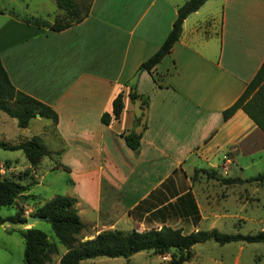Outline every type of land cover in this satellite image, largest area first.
Listing matches in <instances>:
<instances>
[{
    "label": "crops",
    "instance_id": "0c3cea01",
    "mask_svg": "<svg viewBox=\"0 0 264 264\" xmlns=\"http://www.w3.org/2000/svg\"><path fill=\"white\" fill-rule=\"evenodd\" d=\"M35 1L0 3V54L16 89L51 107L58 122L37 117L16 129L17 120L4 116L18 137L10 142L3 132L2 141L40 137L60 153L51 167L70 169L67 196L77 199L87 240L120 227L190 234L220 231L231 218L254 222L247 216L264 207V181L250 186L256 181L247 180L263 174L245 173L264 161V132L242 110L227 122L223 113L264 63V0H208L184 21L180 40L151 72L141 65L163 45L189 0H74L90 11L59 32L27 22L52 25L64 16L57 3L54 9ZM134 91L149 99L145 110L142 99H130ZM121 93L120 120L104 125ZM130 130L142 136L138 153L122 137ZM25 162L5 160L0 176L30 186L32 214L55 196L37 201L32 187L41 184H35L40 165ZM230 178L242 182L224 184ZM214 182L223 194L218 205L211 200Z\"/></svg>",
    "mask_w": 264,
    "mask_h": 264
},
{
    "label": "trees",
    "instance_id": "16d2710c",
    "mask_svg": "<svg viewBox=\"0 0 264 264\" xmlns=\"http://www.w3.org/2000/svg\"><path fill=\"white\" fill-rule=\"evenodd\" d=\"M64 16L58 18L50 25L37 18L27 20L28 23L37 26L48 27L50 30L59 32L68 28L74 22H81L89 13L90 5L82 6L74 0H54ZM208 0H189L178 11V16L173 27L160 49L146 62L140 70L151 72L163 59L168 56L176 43L182 36L184 21L193 13L197 12ZM84 3H90L84 1ZM130 99L135 101L143 100V109L149 104V99L138 95L135 91L130 93ZM125 94L121 93L113 102V115L104 114L102 123L110 125L113 120L119 121L124 111ZM244 111L250 119L264 132V63L257 75L247 86L243 95L223 113L227 122L237 111ZM0 111L9 117L17 120L20 129H26L37 117L58 122V115L48 105L34 99L33 97L19 91L12 84L10 77L3 65L0 54ZM145 115L142 114V117ZM142 117L136 119V123L142 122ZM122 137L126 145L133 152L138 153L141 148V134L135 130L125 132ZM0 148L5 151H21L32 167H37L45 158L58 157L60 153L52 152L40 137L30 140H22L18 143H8L0 140ZM55 169L62 168L70 172L68 167L57 163ZM28 174V172H26ZM264 181V174L247 180ZM224 184L232 185L242 182L241 179H224ZM71 184L72 181L70 180ZM29 185H23L11 177L0 176V208L12 207L18 204V200L29 199ZM22 208V207H20ZM19 208V210H20ZM34 216H40L46 220L52 228L58 242L50 241L49 236L35 228L21 229L19 235L25 242L24 260L26 264H49L51 257L59 254V245L66 249V253L60 258L59 264H81L84 261L97 258H124L125 264L142 252H153L164 255L174 252L169 264H185L194 258V247L213 241L221 246L231 243L264 244V231L256 234L243 235L241 233L227 234L218 230L197 231L184 234L182 230H175L170 227H163L160 230L146 232L109 230L99 233L95 238L78 242V237L85 230L86 226L81 220L77 208V199L67 195H57L50 201L38 207ZM31 216V215H30ZM6 222L12 224L27 225L28 219L23 213L4 218L0 215V226Z\"/></svg>",
    "mask_w": 264,
    "mask_h": 264
},
{
    "label": "rangeland",
    "instance_id": "374dc122",
    "mask_svg": "<svg viewBox=\"0 0 264 264\" xmlns=\"http://www.w3.org/2000/svg\"><path fill=\"white\" fill-rule=\"evenodd\" d=\"M15 2V3H38L35 0H0V3L5 2ZM47 1L45 3H51L52 7L55 9V1L54 0H41ZM10 118L6 113L0 111V140H3V135L1 133H6V140L13 142L15 138L18 136L14 134L12 124H3L2 117ZM11 119V118H10ZM46 122H49L48 120ZM18 129V126H15ZM24 135V134H23ZM23 137V136H22ZM18 157L20 164L18 166L23 167L26 163L25 155L21 151L11 152L5 151L0 148V164L3 163L7 159H16ZM59 158V156H58ZM51 158H45L40 164L38 171L40 180L37 183L40 185H34L32 187V194L37 196V201H42L44 199L52 198L57 195H68L71 193L70 183H69V173L64 171L63 169H52L51 167ZM24 162V163H23ZM252 163V161H251ZM254 163H256L254 161ZM206 167L207 165L204 164ZM258 171H255V167L252 166L249 171H247L245 176L249 175H258L264 174V161L261 163L259 167H256ZM1 170V169H0ZM212 173V172H211ZM1 174V173H0ZM21 175V174H20ZM24 175V174H22ZM29 177V176H27ZM42 178V179H41ZM34 184V182L32 183ZM258 185L256 181L254 184L250 186ZM213 190H211L212 197H216L211 199L214 204H220L223 200V194L216 187H218V183H213ZM262 188H264V183H262ZM215 190V192H214ZM19 202L21 205L27 203V209L21 206L22 208H18L20 204L12 207H2L0 208V215L4 218H10L17 213H23V217H29L28 213L31 214V207L35 206L31 203L30 197L26 200H21ZM261 202L264 203V196H261ZM27 211V212H26ZM253 211L251 210L250 213ZM34 212L31 214L33 215ZM257 214V215H256ZM253 216H247V218L254 219V222L245 220H238L232 218L228 221V223H224L220 226V232L227 234H236L241 233L243 235L256 234L262 229H264V207H262L258 212H256ZM91 216V214H88ZM256 215V216H255ZM85 220H88V217L83 215ZM260 219V223L256 222ZM242 221V222H241ZM35 227L43 232H45L50 241L57 243L58 240L52 231L51 225L46 220H41L34 225H21V224H4L0 226V264H26L24 260V250H25V242L23 238L19 235L18 231L21 229H30ZM111 230H123V227L111 229ZM126 230H129L128 228ZM109 231V230H106ZM132 231V230H131ZM90 229L83 231L78 237V242H82L83 240H87L89 236ZM66 253V249L59 245V254L52 256L49 264H59L60 258ZM174 252H169L164 255H158L153 252H142L140 254L135 255L129 260V264H169L172 260ZM194 258L185 264H264V244H246V243H231L225 246H221L213 241H209L203 244H198L194 247L193 250ZM127 262L124 258H97L94 260L84 261L81 264H125Z\"/></svg>",
    "mask_w": 264,
    "mask_h": 264
},
{
    "label": "water",
    "instance_id": "95a60500",
    "mask_svg": "<svg viewBox=\"0 0 264 264\" xmlns=\"http://www.w3.org/2000/svg\"><path fill=\"white\" fill-rule=\"evenodd\" d=\"M41 220H44V218L40 217V216H34V215H31L28 217V224L29 225H34L35 223L41 221Z\"/></svg>",
    "mask_w": 264,
    "mask_h": 264
}]
</instances>
